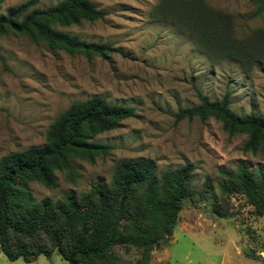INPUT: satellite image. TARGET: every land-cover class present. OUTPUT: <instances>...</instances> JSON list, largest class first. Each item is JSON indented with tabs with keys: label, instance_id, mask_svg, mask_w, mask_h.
Segmentation results:
<instances>
[{
	"label": "rangeland",
	"instance_id": "obj_1",
	"mask_svg": "<svg viewBox=\"0 0 264 264\" xmlns=\"http://www.w3.org/2000/svg\"><path fill=\"white\" fill-rule=\"evenodd\" d=\"M29 0H5L6 16ZM62 0H41L37 9ZM161 0H91L106 17L81 21L59 31L110 46L107 58H87L36 43L25 35L0 37V161L13 153L46 145L50 127L71 105L100 97L133 108L132 118L96 136L112 150L93 162L73 160L77 178L56 172L57 187L30 185L38 202L64 201L86 194L98 182L109 185L118 165L141 158L157 163L158 174L185 165L195 168L193 194L182 204L172 236L146 255L134 247H115L119 264H264V215L241 194L222 195L221 170L264 167V151L244 152L247 133L230 135L223 124L177 121L180 110L200 104L199 95L220 101L241 118L264 119V61L246 72L231 59L213 60L194 39L152 17ZM214 11L232 16L239 40L264 38V16L252 0H205ZM206 183L210 189L205 192ZM0 264H68L60 255L26 263L0 254Z\"/></svg>",
	"mask_w": 264,
	"mask_h": 264
},
{
	"label": "trees",
	"instance_id": "obj_2",
	"mask_svg": "<svg viewBox=\"0 0 264 264\" xmlns=\"http://www.w3.org/2000/svg\"><path fill=\"white\" fill-rule=\"evenodd\" d=\"M4 1L0 0V37L25 35L36 43L87 58H107L113 52L110 46L88 43L56 29L83 20H103L106 13L91 0H62L44 10L36 8L41 0H29L3 16ZM252 1L256 17H263L264 0ZM152 17L190 35L195 46L215 61L235 60L248 73L264 61L263 36L237 39L232 16L212 10L205 0H161ZM0 61H4L1 54ZM199 98L198 106L179 111L177 121L214 118L230 135H249L244 152L264 151L263 118L237 116L230 108L229 95L220 101L201 94ZM134 115L133 108L112 105L100 97L76 102L50 127L45 146L0 161V254L26 263L57 253L68 264H119L113 257L115 247H134L146 255L167 242L183 202L193 194L195 168L190 165L159 175L153 160L125 161L117 166L111 185L98 182L82 196L71 193L54 203L38 202L31 195L34 182L56 188V172L77 178L73 160L93 162L106 156L112 147L93 139ZM220 173L225 179L222 195L241 194L264 215V167L252 170L242 165ZM206 189H210L208 183Z\"/></svg>",
	"mask_w": 264,
	"mask_h": 264
}]
</instances>
